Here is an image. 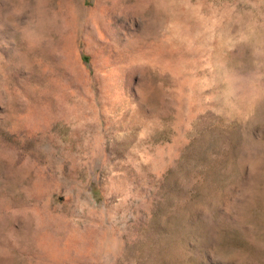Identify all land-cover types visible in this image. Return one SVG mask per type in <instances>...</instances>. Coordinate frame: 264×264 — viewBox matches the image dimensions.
<instances>
[{
  "label": "rangeland",
  "instance_id": "1",
  "mask_svg": "<svg viewBox=\"0 0 264 264\" xmlns=\"http://www.w3.org/2000/svg\"><path fill=\"white\" fill-rule=\"evenodd\" d=\"M0 264H264V0H0Z\"/></svg>",
  "mask_w": 264,
  "mask_h": 264
}]
</instances>
